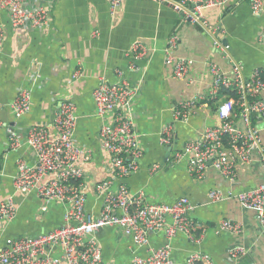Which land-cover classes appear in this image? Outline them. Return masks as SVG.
Segmentation results:
<instances>
[{"label": "crops", "instance_id": "1", "mask_svg": "<svg viewBox=\"0 0 264 264\" xmlns=\"http://www.w3.org/2000/svg\"><path fill=\"white\" fill-rule=\"evenodd\" d=\"M30 5L51 7L49 27L20 32L11 27L8 14L0 12L5 31L0 58V105L3 106L0 121L13 123L23 135L29 125L48 124L59 103L66 99L73 101L77 116L74 138L89 151L83 164L86 209L98 215L101 199L93 187L95 182L109 176V157L98 137L101 118L95 112L92 91L101 80L128 81L137 92L122 112L132 120L144 155L137 170L124 180L127 187L132 192L144 191L151 202L170 204L178 197L187 196L194 205L195 219L212 225L230 219L243 227L240 234L215 233L210 229L200 243L176 235L169 242L173 260L181 264L191 251L202 250L210 253L214 264H264V233L256 215L235 200L240 191L264 181L256 153L249 164L238 166V176L233 182L212 169L199 181L188 174L185 163L168 162L167 146L160 142L161 128L171 122L173 109L182 100H189L210 87L209 60L225 69L238 62L245 75L256 68L264 69V38L259 39L264 13L253 15L248 0H228L222 7L203 9L210 23L220 24L222 39L229 46L231 60L228 61L220 49L213 48L211 35L201 25L184 21L181 14L153 0H124L114 16L110 15L107 0H30ZM174 34L179 40L171 52L194 60L182 78L173 77L164 61L163 49ZM136 40L149 46L148 54L137 60L129 53ZM76 69L80 75L74 78ZM21 86L30 89L31 108L22 119L15 120L8 104ZM218 123L215 106L197 103L187 121L174 123L171 148L194 138L205 125ZM20 158L34 163L28 147L7 148L4 126L0 125V201L14 194L18 204L14 219L0 226V248L7 238L36 235L62 223L65 209L62 202L51 201L43 211L42 201L35 192L26 195L15 192L13 177ZM155 164L159 168L152 173ZM213 188L223 193L222 199L209 200L208 192ZM96 237L106 264L129 263L135 247L118 228L103 227ZM149 241V245L137 249L139 254L167 243L162 232L150 234ZM235 245L244 247L246 253L231 257L228 250Z\"/></svg>", "mask_w": 264, "mask_h": 264}, {"label": "built area", "instance_id": "2", "mask_svg": "<svg viewBox=\"0 0 264 264\" xmlns=\"http://www.w3.org/2000/svg\"><path fill=\"white\" fill-rule=\"evenodd\" d=\"M109 12L114 16L124 0H107ZM165 4L182 15L184 21L201 25L212 37L213 48L220 49L229 60L228 44L222 39L220 24H213L203 14L207 7H222L228 0H153ZM255 16L264 13V0H248ZM8 14L13 29L25 32L27 28H47L51 24V7L32 6L30 0H0V12ZM264 38V26L259 39ZM5 40V31L0 23V58ZM177 34L171 36L163 49L165 64L171 75L182 78L188 74L193 58L175 55L171 49L178 44ZM149 46L142 40L132 43L129 53L137 59L145 57ZM207 70L211 77L210 87L189 100H182L173 109L171 122L161 128L160 142L171 145L174 123L187 121L200 101L217 99L223 90H232L236 97L226 98L217 108L220 123L205 125L194 138L184 141L178 148L171 149L167 161L185 163L188 174L196 180H204L212 169L233 182L238 176V166L246 165L256 153L264 172V69L256 68L249 75L243 66L234 62L225 69L209 60ZM80 70L73 72V77ZM137 88L128 81L109 83L101 80L92 91L95 112L101 118L98 137L108 154L109 176L95 182L93 191L101 199L98 215L86 209L87 194L83 185V164L89 151L78 145L74 138L77 123L73 101L59 103L51 121L29 125L23 135L13 123L0 121L4 126L7 148L17 150L28 147L34 155V163L20 158L16 161L13 177L15 192L26 195L35 192L42 201L40 209L45 211L51 201L62 202L65 209L62 223L36 235H18L5 240L0 248V264H106L96 232L106 226H114L131 240L134 248L128 264H176L171 256L169 242L176 235H184L189 241L200 243L207 231H228L240 234L241 223L230 219L209 225L195 219L194 205L187 196L174 202L149 201L144 191L132 192L124 180L137 170L144 155L132 120L122 111L133 101ZM3 106L0 105V108ZM15 120L29 112L31 93L21 86L8 104ZM158 165L152 166L155 173ZM118 181V182H116ZM223 193L210 189V201L222 199ZM235 200L243 207L254 211L264 233V181L252 188L240 191ZM18 209L14 194L0 201V226L11 221ZM162 232L165 243L148 248L142 255L140 247L149 245L152 233ZM246 253L239 245L232 246L228 254L238 258ZM181 264H214L210 253L193 250Z\"/></svg>", "mask_w": 264, "mask_h": 264}, {"label": "trees", "instance_id": "3", "mask_svg": "<svg viewBox=\"0 0 264 264\" xmlns=\"http://www.w3.org/2000/svg\"><path fill=\"white\" fill-rule=\"evenodd\" d=\"M236 97L235 92H233L232 90H223L219 93V96L217 97V99L215 100H211L209 102H207L208 104H212L213 106H215V108H217L226 98H234ZM201 103H203L204 101H200ZM212 225V224H211Z\"/></svg>", "mask_w": 264, "mask_h": 264}, {"label": "water", "instance_id": "4", "mask_svg": "<svg viewBox=\"0 0 264 264\" xmlns=\"http://www.w3.org/2000/svg\"><path fill=\"white\" fill-rule=\"evenodd\" d=\"M171 149H172V148H171V145H168V146L166 147V150H167V152H166V158L169 156Z\"/></svg>", "mask_w": 264, "mask_h": 264}, {"label": "clouds", "instance_id": "5", "mask_svg": "<svg viewBox=\"0 0 264 264\" xmlns=\"http://www.w3.org/2000/svg\"><path fill=\"white\" fill-rule=\"evenodd\" d=\"M208 224V223H207ZM209 225H211V224H209ZM211 226H213V225H211Z\"/></svg>", "mask_w": 264, "mask_h": 264}]
</instances>
